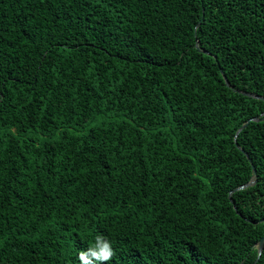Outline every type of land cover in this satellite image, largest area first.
Segmentation results:
<instances>
[{
  "label": "trees",
  "instance_id": "trees-1",
  "mask_svg": "<svg viewBox=\"0 0 264 264\" xmlns=\"http://www.w3.org/2000/svg\"><path fill=\"white\" fill-rule=\"evenodd\" d=\"M233 89L264 97V0H0V264L97 234L109 264H264V120L235 143L264 101Z\"/></svg>",
  "mask_w": 264,
  "mask_h": 264
},
{
  "label": "clouds",
  "instance_id": "clouds-1",
  "mask_svg": "<svg viewBox=\"0 0 264 264\" xmlns=\"http://www.w3.org/2000/svg\"><path fill=\"white\" fill-rule=\"evenodd\" d=\"M112 243L102 234L94 237V242L78 254L80 264H109L114 256ZM256 254V253H254Z\"/></svg>",
  "mask_w": 264,
  "mask_h": 264
},
{
  "label": "water",
  "instance_id": "water-1",
  "mask_svg": "<svg viewBox=\"0 0 264 264\" xmlns=\"http://www.w3.org/2000/svg\"><path fill=\"white\" fill-rule=\"evenodd\" d=\"M200 24H201V23H200ZM200 24H199V26H200ZM196 48L199 50V52L209 55V53H208L207 51H205L204 49L200 48V46H199V42H198V41H197ZM224 79H225V81H226L227 86H228L229 88H232L226 76H224ZM233 91H234L235 93H239V94H241V95H243V96H246V97H251V98H254V99H258V100H263V101H264V97H261V96L255 95V94H251V93H247V92H242V91H239V90H236V89H233ZM263 120H264V115H263L261 118H255V119L249 121V122H248L247 124H245L244 126H242V128L238 131V133H237V135H236V138H235L236 146H237L239 149H240V147H239V145H238V137H239L240 133L243 132V131L248 127V125H249L251 122H260V121H263ZM242 152H243V153L248 157V159H249V156L246 154V152L243 151V150H242ZM249 161H250V163H251V165H252V168H253V177H252L251 181H250L248 184H246V185H244V186H242V187H239L238 189L234 190V191L232 192V194H233V193H236V192H239V191L247 190V189L252 188L253 186H255V185L257 184L258 176H257L256 168L254 167V165H253L251 159H249ZM232 194L230 195V199H231L232 203L234 204V201L232 200ZM257 248H258L259 259H260L261 256H262V254H263V252H264V237H263V238L261 239V241L258 243ZM259 259H258V260H259Z\"/></svg>",
  "mask_w": 264,
  "mask_h": 264
}]
</instances>
